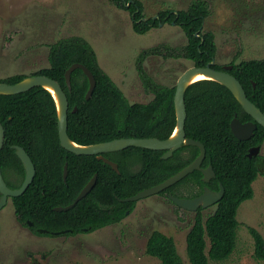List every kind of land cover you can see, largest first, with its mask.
I'll return each instance as SVG.
<instances>
[{
  "label": "trees",
  "instance_id": "1",
  "mask_svg": "<svg viewBox=\"0 0 264 264\" xmlns=\"http://www.w3.org/2000/svg\"><path fill=\"white\" fill-rule=\"evenodd\" d=\"M111 0L132 17V29L145 34L159 23L176 24L183 32L186 44L180 48L152 47L141 51L136 58V69L142 85L152 99L145 104L129 103L122 91L99 66L96 54L82 37L61 38L48 46V68L32 76L43 75L60 84L68 100L67 135L82 146L109 142L115 139H159L171 136L176 126L174 108L175 86L156 84L144 71V60L152 55L163 58L186 59L196 67H205L216 56L212 34L203 31L210 10L204 0L191 2L186 9L162 11L157 18H142L138 0ZM81 64L93 75L95 86L85 99L89 83L80 69L71 73V89L65 84L64 74L72 64ZM228 72L242 85L247 99L264 114V57L239 63L231 62ZM215 70L222 67L214 65ZM26 78L13 75L0 83L15 84ZM186 119L185 136L199 141L205 148L201 167L211 166L214 177L202 180L194 171L160 195L192 199L206 187L223 196L215 211L205 220L201 208L195 212L194 222L185 238V252L189 264L223 262L234 252L237 240V209L253 196L252 183L264 161L259 156L248 158L250 148L264 142V128L256 124L250 139L238 140L231 132L230 122L236 116L241 122L252 121L232 93L212 80L192 83L184 95ZM76 107V111L72 110ZM0 123L4 141L0 150V170L6 185L18 189L25 176L23 165L13 146H19L30 157L34 178L19 197L11 198L18 223L34 234L46 237L74 236L90 233L120 222L135 207V202L121 199L156 186L189 165L199 149L183 145L172 156L163 159L165 151L128 147L121 151L102 154L117 164L119 173L108 164L92 156H77L61 147L58 137L57 109L51 94L35 87L16 95L0 94ZM66 165V178L63 179ZM13 175L15 183L8 177ZM96 175L92 189L72 208L55 211L70 205L83 187ZM193 190L189 195L176 193L179 187ZM169 202H171L168 199ZM172 203V202H171ZM173 204V203H172ZM28 222L32 225L28 226ZM46 230V233H38ZM253 239L254 258L264 260V240L253 228H248ZM145 254L160 264H184L171 237L153 231L145 244ZM79 264V263H72Z\"/></svg>",
  "mask_w": 264,
  "mask_h": 264
},
{
  "label": "rangeland",
  "instance_id": "2",
  "mask_svg": "<svg viewBox=\"0 0 264 264\" xmlns=\"http://www.w3.org/2000/svg\"><path fill=\"white\" fill-rule=\"evenodd\" d=\"M132 1V0H129ZM142 18L162 11L184 10L196 0H138ZM210 15L203 31L216 45L215 65L227 66L264 57V0H204ZM78 36L93 48L97 62L122 91L129 103H148L136 69L137 55L152 47L180 48L186 39L176 24L163 23L145 34L132 29V17L111 0H0V79L32 76L48 68V46L61 38ZM193 63L180 58L147 57L146 74L158 85L175 86L178 77ZM264 161V142L257 155ZM15 183L13 175L8 177ZM253 196L240 204L234 252L223 262L208 264H264L254 258L248 228L264 240V164L252 185ZM193 190L182 186L180 195ZM157 194L135 202L120 222L90 233L46 237L34 234L16 220L11 201L0 209V264H160L147 256L145 244L153 231L171 237L184 264H189L185 238L195 212L177 207ZM215 205L202 209L205 220Z\"/></svg>",
  "mask_w": 264,
  "mask_h": 264
},
{
  "label": "water",
  "instance_id": "3",
  "mask_svg": "<svg viewBox=\"0 0 264 264\" xmlns=\"http://www.w3.org/2000/svg\"><path fill=\"white\" fill-rule=\"evenodd\" d=\"M132 1H128L126 3V7L130 5ZM157 18V16L155 17ZM174 24V23H172ZM161 26V23H159ZM215 65V58H213L205 67H196L191 66L183 71V73L178 77L176 84H175V92H174V108H175V115H176V126L171 134V136L165 140H159L154 138L149 139H115L109 142L98 143L94 145H87L82 146L72 142L68 135H67V114H68V100L65 92L63 91L60 84L46 76L43 75H36V76H29L24 78L18 83L15 84H7V83H0V94L3 95H16L26 91H29L35 87H41L42 89L48 91L51 96L53 97L56 109H57V127H58V137L59 142L62 148L66 151L77 155H85V156H92L95 155L97 159L103 161L104 163L108 164L115 172L119 173L118 166L116 163L104 158L102 154L111 153L116 151H121L128 147H137L142 149H149L155 151H165L162 158L167 159L172 156L173 152L180 149L183 145L185 146H194L199 149V155L186 167L182 170L171 176L170 178L166 179L162 183L145 189L134 196L121 199L122 202H136L141 199L157 195L162 191L166 190L167 188L175 185L187 175L193 173L194 171H200L203 175L202 180L204 182H209L210 179L214 177V173L212 171L211 166L207 168H202V162L205 157V148L199 141H195L192 139H188L185 136L184 132V123L186 119V108L184 102V95L186 89L189 85L196 81H191L192 78L197 75L201 74L205 77L202 80H212L215 81L223 86H225L240 104L243 111L252 118V121H248L245 123H241L236 116L230 122V129L232 134L240 141L248 140L252 137L254 130L256 129V124L260 125L264 128V114L257 108L252 102H250L246 94L242 88V85L238 82V80L233 77L228 71L231 70V65L223 66L221 70H215L213 66ZM80 69L83 74L87 77L89 87L85 96V99L88 100L92 94V91L95 86V81L92 73L83 65L81 64H72L65 72V84L67 89H71L70 84V77L71 73L76 70ZM200 81V80H197ZM51 89V91L48 90ZM76 111V107L72 110V112ZM176 132V133H175ZM175 134V135H174ZM4 141V129L0 123V150L3 146ZM15 150L16 156L21 161L25 176L21 186L18 189H10L2 176L0 170V209L7 204V201L11 198L19 197L22 195L26 189L31 184L34 175H35V168L34 165L25 152V150L19 146L12 147ZM260 152V146L252 147L248 151V158L258 155ZM67 174L66 165L64 166L63 171V179L65 180ZM96 179V175H94L91 180L83 187L74 201L66 206V207H56L54 208L55 211H66L72 208L80 199H82L94 186ZM223 187L219 185V191L214 192L209 190L208 188H204L203 192L195 198L188 199V198H178L175 196H169V200L176 205L177 207L187 210L196 212L198 208L206 209L210 206L216 205L219 200L223 196ZM128 215V213L126 214ZM32 224L28 222V226ZM38 233H46V230H38Z\"/></svg>",
  "mask_w": 264,
  "mask_h": 264
},
{
  "label": "bare ground",
  "instance_id": "4",
  "mask_svg": "<svg viewBox=\"0 0 264 264\" xmlns=\"http://www.w3.org/2000/svg\"><path fill=\"white\" fill-rule=\"evenodd\" d=\"M202 79H205V77H204L203 75H201V74H197V75H195V76L192 78L191 81H197V80H202ZM48 90L51 91L50 88H48ZM51 92H52V91H51ZM175 133H176V132H175ZM174 135H175V134H174Z\"/></svg>",
  "mask_w": 264,
  "mask_h": 264
}]
</instances>
